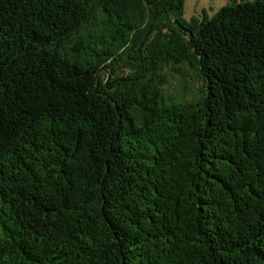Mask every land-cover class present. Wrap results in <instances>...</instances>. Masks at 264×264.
Masks as SVG:
<instances>
[{"label": "trees", "instance_id": "16d2710c", "mask_svg": "<svg viewBox=\"0 0 264 264\" xmlns=\"http://www.w3.org/2000/svg\"><path fill=\"white\" fill-rule=\"evenodd\" d=\"M185 1L0 0V264H264V0Z\"/></svg>", "mask_w": 264, "mask_h": 264}, {"label": "rangeland", "instance_id": "374dc122", "mask_svg": "<svg viewBox=\"0 0 264 264\" xmlns=\"http://www.w3.org/2000/svg\"><path fill=\"white\" fill-rule=\"evenodd\" d=\"M227 3L228 0H186L184 18L191 20L193 17H202L205 13L212 17L219 13ZM200 87V81L186 69L170 71L167 75L166 92L173 97L195 96Z\"/></svg>", "mask_w": 264, "mask_h": 264}]
</instances>
